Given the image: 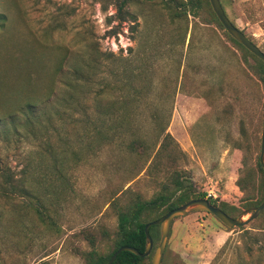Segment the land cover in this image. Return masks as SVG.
Segmentation results:
<instances>
[{"label":"rangeland","instance_id":"obj_1","mask_svg":"<svg viewBox=\"0 0 264 264\" xmlns=\"http://www.w3.org/2000/svg\"><path fill=\"white\" fill-rule=\"evenodd\" d=\"M121 2L0 0V264H87L90 250L109 254L121 207L154 197L176 175L242 204L236 180L261 151L260 58L207 23L209 10L178 20L165 0H132L120 13ZM223 2L264 51V0ZM27 101L37 106L32 125L20 111ZM3 174L25 193L5 192ZM41 203L53 225L40 220ZM161 264H264L263 213L234 228L207 211L178 216Z\"/></svg>","mask_w":264,"mask_h":264},{"label":"trees","instance_id":"obj_2","mask_svg":"<svg viewBox=\"0 0 264 264\" xmlns=\"http://www.w3.org/2000/svg\"><path fill=\"white\" fill-rule=\"evenodd\" d=\"M132 0H122L119 5L118 11L121 13L124 9V6ZM153 1V0H147ZM167 2V8L171 12L170 15L172 19L178 20H188L189 15H193L194 17H200L201 10H209V15H211V20L207 23H217L222 28L224 26L220 22L216 13L211 7L209 0H178V4L175 3L176 0H165ZM222 5L227 13V10L224 6L223 0H221ZM132 15V14H130ZM228 15V13H227ZM229 16V15H228ZM230 17V16H229ZM124 19V18H122ZM231 19V18H230ZM232 20V19H231ZM135 21V20H132ZM232 22L236 25V23L232 20ZM237 26V25H236ZM225 29V28H224ZM226 30V29H225ZM226 34L230 37L232 41H234L239 46L245 48L240 42L234 39L228 32ZM246 49V48H245ZM249 51L248 49H246ZM254 55V54H253ZM93 57L87 59L85 65L88 69H90L89 77L93 78L95 76V68L98 67V57L92 55ZM260 62L264 66V61L260 59ZM82 67H76L74 83H72V87L77 89L79 87L80 82L78 81L82 75ZM264 81V78H263ZM22 114L27 115L26 123L27 125H32L34 122V118L37 117V106L35 102L27 101L22 105L20 109ZM9 118L16 122V115L12 113ZM1 119V117H0ZM168 136L165 137V140ZM165 142V141H164ZM159 155V154H158ZM260 174V181L258 185V189L264 192V169L260 163V159L257 160L255 167L248 171L243 172L240 171V175L236 180V186L240 189V191L244 192V196L242 199V204L230 203L228 201L218 202L217 199H213L212 197H207V192H200L192 188V186L185 182V180L181 179L176 175L171 183H164L162 189L159 193H157L154 197L150 199H143L140 196H137L135 199L128 202L125 206L121 207L118 214V236L114 241L113 249L109 254H101L96 250H90L85 254V259L87 264H108L110 258L121 246L130 245L134 246L139 251L144 252L146 247V232L145 226L150 221L157 219L164 214H166L170 209L177 207L186 203L189 200L196 198H208L213 204L219 206L221 209L226 211L228 214L232 216L233 213H243L246 211H251L254 207L259 206L264 201L263 197L260 199L252 197V179L254 175ZM4 178V188L5 192L19 190L21 193H25L24 189L17 186L15 180L7 176L5 174L2 175ZM2 187V185H0ZM127 191V190H125ZM124 191V192H125ZM40 220L49 226V224L53 225L54 223L48 222V220L52 219V216L49 214L46 206L41 203L37 204L35 207ZM264 216V212H263ZM234 217V216H233ZM160 225H153L150 227V233L155 241L159 239L160 236ZM161 237V236H160ZM152 253V252H151ZM149 256H139L131 251H122L117 256L116 260L113 264H145V261L149 259Z\"/></svg>","mask_w":264,"mask_h":264},{"label":"water","instance_id":"obj_3","mask_svg":"<svg viewBox=\"0 0 264 264\" xmlns=\"http://www.w3.org/2000/svg\"><path fill=\"white\" fill-rule=\"evenodd\" d=\"M214 12L216 13L217 17L219 18L220 22L226 29V31L238 42H240L243 46H245L248 50H250L253 54L259 57L261 60L264 61V51L254 42L252 41L246 33L236 26L230 17L227 15L221 0H209ZM260 163L264 169V125L262 129V137H261V151H260ZM197 211H207L212 213L216 216L224 225L229 228L234 227H244L257 219L263 212H264V201L257 207H254L251 211H246L239 214L237 217H233L228 214L226 211L221 209L219 206L213 204L208 198H196L187 201L186 203L179 205L170 209L166 214L163 216L150 221L145 226L146 232V247L145 251L141 252L134 246L124 245L121 246L110 258L108 264H113L116 260L119 253L122 251H131L135 254L145 257L151 254L154 249V239L150 233V227L153 225H160L161 227V237L160 242L156 246L152 259L151 264H161L163 260V256L165 253V249L168 243L170 230L172 227L173 220L178 216L187 215L192 212ZM250 213L247 218L244 216Z\"/></svg>","mask_w":264,"mask_h":264},{"label":"built area","instance_id":"obj_4","mask_svg":"<svg viewBox=\"0 0 264 264\" xmlns=\"http://www.w3.org/2000/svg\"><path fill=\"white\" fill-rule=\"evenodd\" d=\"M207 195H208V196H211V195H212V192H209Z\"/></svg>","mask_w":264,"mask_h":264}]
</instances>
